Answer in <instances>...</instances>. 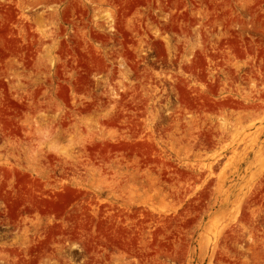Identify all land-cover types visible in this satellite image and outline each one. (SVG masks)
Returning <instances> with one entry per match:
<instances>
[{
    "label": "rangeland",
    "instance_id": "374dc122",
    "mask_svg": "<svg viewBox=\"0 0 264 264\" xmlns=\"http://www.w3.org/2000/svg\"><path fill=\"white\" fill-rule=\"evenodd\" d=\"M0 264H264V0H0Z\"/></svg>",
    "mask_w": 264,
    "mask_h": 264
}]
</instances>
